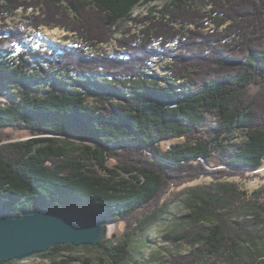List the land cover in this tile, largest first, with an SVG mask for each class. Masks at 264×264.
<instances>
[{
  "label": "trees",
  "instance_id": "trees-1",
  "mask_svg": "<svg viewBox=\"0 0 264 264\" xmlns=\"http://www.w3.org/2000/svg\"><path fill=\"white\" fill-rule=\"evenodd\" d=\"M65 1L42 0L41 15L0 31V129L52 135L0 145V207L17 216L52 203L128 220L131 236L166 213L170 189L204 178L188 188L189 228L173 238L191 250L168 264H264V218H233L247 201L264 212V182L241 184L264 176L250 174L264 169V0H168L145 20L135 10L159 0ZM9 3L12 13L38 5ZM132 22L151 24L127 36ZM42 25L76 35L48 50L29 34ZM115 34L117 49L87 54ZM156 60L168 61L161 73ZM182 138L161 151L159 142ZM198 158L227 168L189 162ZM99 248V264L129 263L125 244ZM71 250L55 246L45 264H95Z\"/></svg>",
  "mask_w": 264,
  "mask_h": 264
},
{
  "label": "rangeland",
  "instance_id": "rangeland-1",
  "mask_svg": "<svg viewBox=\"0 0 264 264\" xmlns=\"http://www.w3.org/2000/svg\"><path fill=\"white\" fill-rule=\"evenodd\" d=\"M21 2H27V3H34L38 4L36 7L26 8V7H17L13 13L6 11V6H8L9 0H0V31L1 30H14L20 27L23 23H26L28 18L31 16H38L41 15L42 9L44 7L42 0H20ZM168 0H159L156 4H149L147 6H140L135 10L134 16L141 17L142 20H145L147 16H152L154 14L150 13V10L152 8L157 7L156 10L160 9L165 2ZM200 6H202V11L207 12L210 9V6H206L199 2ZM57 4L63 9L65 7L66 1L65 0H57ZM155 6V7H154ZM64 13H67L71 19L73 18V15L70 13V11ZM61 16H58L57 19H60ZM207 18H205L206 20ZM140 20V19H139ZM157 21V20H156ZM155 21V22H156ZM146 22V21H145ZM144 22V23H145ZM136 24L134 22L125 24L123 26V29L127 32V36L137 34L142 28L143 24ZM148 23V22H147ZM151 24L148 23L146 28ZM139 25V26H137ZM209 29H205V31H208ZM41 34L42 41L40 43L41 46H47L50 49V46H56V47H64L68 46L71 41L73 40V37L76 35V33L69 32L68 30L58 27V26H47L42 25L39 29H36L34 27L30 28L29 34L31 36L36 37L37 34ZM120 35L115 34L111 37V41L109 43L100 44L94 49H91L87 52V54L91 55V52H103L102 54H109L113 50H115L118 47V40L120 39ZM167 60L158 62L160 66H157L156 72L161 73L162 69L167 65ZM169 65V64H168ZM255 91V89L253 90ZM214 122V119L211 118L208 123ZM50 137L52 135L48 134H40V133H34L31 134L28 131H19V130H13L12 128L8 129H0V145L4 143H11V142H18V141H25L30 138H37V137ZM72 141L75 142H81L78 139L70 138ZM87 143H91V141H85ZM186 139H171V140H163L159 142V147L162 152H166L168 149H170L172 146H175L177 144L185 143ZM93 143V142H92ZM196 160H199L203 162L207 168L214 170L219 168H227L224 165L219 166H211L208 165L203 159H192L189 162H194ZM113 161H110V164H113ZM263 170H258L254 172H250V174L258 175ZM264 173V172H262ZM255 178H252L251 180H244L241 181L242 187L253 191V189H256L260 186L262 182H264V176L261 177L260 183L254 182ZM209 181L207 179H201L197 180L193 183H188L180 188H174L170 189L169 192L163 197L162 203L168 204V208L165 214H163L160 219L155 222L150 228L140 230L135 232L131 236H127V231L131 226V222L128 220L113 222V224L116 225L117 233L112 234L109 236V238L105 241H110L113 246H116L118 244H125L127 246V249L130 251V260L128 264H168V260L172 258V256L175 255H185L188 254L191 250V246L188 243L185 242H178L175 241L173 238L174 236L180 234L184 230L189 228V220L186 216L190 215L193 212V202H191V196H190V189L195 186L204 185L208 183ZM259 182V180H258ZM188 188L189 191H188ZM175 191H184L181 196H174L173 193ZM248 191V192H251ZM179 192V193H180ZM261 215L260 218H264V212L260 210L259 208L252 206L248 201L247 203L240 205L237 207L233 212V218L236 219H242V218H256L257 215ZM208 224H213L211 222H208ZM112 225V224H111ZM110 225V227H111ZM252 246V245H251ZM250 248V251L256 250L257 248H262L263 244H258L257 246H252ZM253 249V250H252ZM72 254L75 257H80L82 259H92L94 260L95 264H99L102 261H106V254L105 250L99 248V246H81L76 248V250H71L67 252V255ZM49 259L46 257H43V254H38L32 257L25 258L21 261H12L7 264H45L48 263Z\"/></svg>",
  "mask_w": 264,
  "mask_h": 264
},
{
  "label": "water",
  "instance_id": "water-1",
  "mask_svg": "<svg viewBox=\"0 0 264 264\" xmlns=\"http://www.w3.org/2000/svg\"><path fill=\"white\" fill-rule=\"evenodd\" d=\"M111 224L113 221L100 216L52 203L17 216L0 207V262L21 261L48 253L55 246H99L109 238Z\"/></svg>",
  "mask_w": 264,
  "mask_h": 264
},
{
  "label": "bare ground",
  "instance_id": "bare-ground-1",
  "mask_svg": "<svg viewBox=\"0 0 264 264\" xmlns=\"http://www.w3.org/2000/svg\"><path fill=\"white\" fill-rule=\"evenodd\" d=\"M156 62H157V60H156ZM109 231H110V235L116 234L117 233L116 225L112 224Z\"/></svg>",
  "mask_w": 264,
  "mask_h": 264
},
{
  "label": "built area",
  "instance_id": "built-area-1",
  "mask_svg": "<svg viewBox=\"0 0 264 264\" xmlns=\"http://www.w3.org/2000/svg\"><path fill=\"white\" fill-rule=\"evenodd\" d=\"M117 49V48H116ZM108 51H111V50H108ZM108 51H103V52H108ZM103 52H91V54H96V55H99V54H101V53H103ZM158 62V61H157ZM158 66H160V65H158Z\"/></svg>",
  "mask_w": 264,
  "mask_h": 264
}]
</instances>
